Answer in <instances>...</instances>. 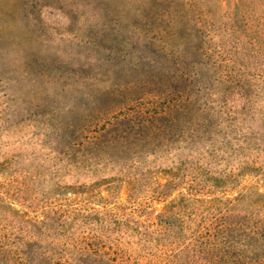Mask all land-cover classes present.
<instances>
[{"label":"rangeland","instance_id":"rangeland-1","mask_svg":"<svg viewBox=\"0 0 264 264\" xmlns=\"http://www.w3.org/2000/svg\"><path fill=\"white\" fill-rule=\"evenodd\" d=\"M262 3L0 0V264H264ZM185 157L211 176L125 183ZM162 212L184 222L180 256L109 247ZM222 219L242 226L206 244Z\"/></svg>","mask_w":264,"mask_h":264},{"label":"trees","instance_id":"trees-1","mask_svg":"<svg viewBox=\"0 0 264 264\" xmlns=\"http://www.w3.org/2000/svg\"><path fill=\"white\" fill-rule=\"evenodd\" d=\"M264 4V3H262ZM234 47V49L239 48V44L235 43L234 45H230V47ZM229 48V47H228ZM227 49V48H225ZM206 53L208 54V48L205 47ZM229 53V51H227ZM230 55V54H228ZM221 76H223V80H226L228 77H232V70L227 69V71L224 73H220ZM231 81V80H230ZM242 85V84H240ZM241 91L244 92V88H241ZM204 171L209 176H211V170L205 168L202 163H200L199 160H192V158L185 157L181 158L175 166H168V167H158L156 171H153L152 169L147 168L146 170H141L138 174L133 176L130 181L125 180V183L128 187V189H131L134 185L135 181H143L144 184H151L154 189L164 190V189H171L174 186H177V179L181 175L184 176H190V180L194 181L195 178L197 179L198 174ZM111 184V181H109ZM191 183V182H189ZM108 184V185H109ZM181 191V198L183 202L189 203L191 201L200 203L203 200H201L203 193L199 190H180ZM82 192V191H81ZM183 206V205H182ZM167 207V208H166ZM230 207V206H229ZM233 207V206H232ZM163 209H165V212H169L168 210V204H166ZM229 209V208H228ZM156 225L159 227V229L156 230V233H150L146 234L145 236L137 237L136 239H133V237H112L111 235H105L111 242L110 246H117L120 247L121 244H134L136 243L137 246H139L142 249H164L168 250L171 246H175L177 244H181L180 247L174 252L177 256H180L183 250L186 248V250L189 247V244L187 241H185L183 232H184V222L175 215V213H164L162 212L160 215L157 216ZM105 223V222H104ZM234 225V226H233ZM235 224H231L230 222H227L226 220H223L220 222V226L218 228H214V232H212L207 238L208 240L205 241L206 244H210L211 240H219L220 237L224 236L225 234H228L229 232L240 228L242 226V223L239 221V226L235 227ZM106 230L109 232H112V230L118 231H124L126 229L131 230H141V224L139 222H131V221H116V222H109L104 224ZM224 237H222L223 239ZM184 240V241H183ZM80 264H93V262L87 261L85 259L87 256L85 253L81 255ZM97 259L95 258V261H98L99 257L104 258V255L97 254ZM110 258L108 257V260ZM103 259H101L102 261ZM100 261V259H99ZM88 262V263H87ZM180 262L179 259L177 260V263ZM143 264H151L149 262H144Z\"/></svg>","mask_w":264,"mask_h":264}]
</instances>
